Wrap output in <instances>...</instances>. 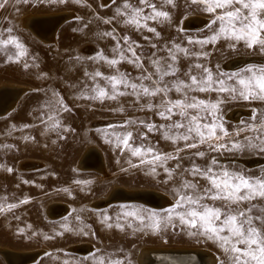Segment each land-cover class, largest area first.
<instances>
[{"label": "rangeland", "instance_id": "1", "mask_svg": "<svg viewBox=\"0 0 264 264\" xmlns=\"http://www.w3.org/2000/svg\"><path fill=\"white\" fill-rule=\"evenodd\" d=\"M125 2L140 7L145 15H152V9L141 5L139 0H64L63 3L60 0H0L3 5L0 7V84L12 82L27 87L16 106L0 116V246L39 252L37 259L28 264H98L101 259L104 264H140L137 253L142 246L149 245L204 248L215 252V264H227L226 255L212 240L199 234L190 235V230L176 219L173 220L175 228L161 225L159 231H154L148 216L152 212L163 216L165 210L174 206L177 198L174 190L182 177L193 179L184 171L193 163L206 167L216 157L230 170L258 176L264 170V162L250 166L238 161V157L259 158L264 154L213 152L207 144L177 152L178 148H184V141L173 143L164 138V133L169 124L181 118L173 115L171 120H165L158 115L163 109L145 107L149 103L159 105L161 96L151 100L144 97L137 102L136 97L125 95L101 102L91 99L98 95L92 89L99 85L108 90L110 86L104 77L112 75L124 74L130 83H140L137 78L142 74L156 73L157 65L153 61H159L161 67L171 64L173 71L178 69L176 76L164 77L168 84L190 83L185 73L191 70L193 75L200 76L202 69L195 67L198 64L210 69L215 79L217 73L234 74L251 65H264V53L247 48L242 41L236 43L222 36L214 42L200 43L219 32V23L212 24L213 15L192 0H172V3L148 0L156 10L167 12L168 18L141 21L147 26L139 29L125 22L128 19L123 8ZM118 7L122 15H116ZM57 11L75 15L59 26L56 41H43L22 23L24 14L60 13ZM195 15L208 20L207 23L198 27L186 25ZM124 37H129L127 44ZM8 40H15L22 47L3 43ZM233 43L235 47H229ZM129 45L139 55L142 67L120 60V52H114L115 48H124V55L132 59L126 51ZM177 45L186 52L178 50ZM101 55L106 60H100ZM173 55L176 60H172ZM246 56L247 62L234 68L227 66L229 59ZM111 59L120 63L110 67L107 60ZM95 71L103 76L93 80L91 74ZM154 78H158V73ZM120 90L131 91L122 86ZM190 95L213 102L225 99L218 115L230 134L245 123H253V109L264 112V103L231 101L226 93ZM180 96L173 89L164 98L175 100ZM61 104L69 111H64ZM234 110L240 114L229 116ZM148 125L155 127L149 131ZM129 131L133 134L130 141L133 147H151L155 153L177 159H168L163 167L159 162L140 163L139 157L117 144V136ZM245 135L253 134L245 132L234 138L242 139ZM90 147L103 154L105 173L80 166L79 160ZM198 151L205 156H195ZM118 186L151 188L168 195L172 202L161 208L131 200L96 204ZM252 203L255 204L253 214H259L264 201ZM52 205H58L60 211L48 214L46 211ZM129 212L145 219L142 222L127 215ZM84 243L89 245L87 251L76 249ZM0 264H8L1 254Z\"/></svg>", "mask_w": 264, "mask_h": 264}, {"label": "snow or ice", "instance_id": "2", "mask_svg": "<svg viewBox=\"0 0 264 264\" xmlns=\"http://www.w3.org/2000/svg\"><path fill=\"white\" fill-rule=\"evenodd\" d=\"M60 2L63 3L64 0ZM166 2L172 3V0H166ZM139 3L150 7L152 15L143 14L140 7H134L127 2L123 5L124 12L128 16L125 22L135 25L137 29L147 26L142 25L141 21L156 20L160 17L168 18L167 12L156 10V6L148 3V0H139ZM192 3L202 5L204 11L213 15L212 24L219 23V32L210 40L200 43L214 42L222 36L236 43L242 41L247 48L258 49L264 53V0H192ZM116 15H122L119 7ZM148 30L155 32L154 28ZM105 35H111V33H105ZM123 39L127 44L129 37ZM3 43H14L17 48L22 47L15 40ZM176 47L186 52L185 49H180L179 45ZM229 47L234 48L235 44H229ZM115 51L120 52V60H127L129 63L142 67L140 57L131 45L126 51L131 53L132 59L124 55V48H115ZM171 58L176 60L175 55ZM100 60H106V57L101 55ZM120 60L111 59L107 60V63L110 67H114L120 63ZM153 63L157 65L156 73L142 74L137 78L140 83H130L124 74L104 77L107 86L110 87L105 90L97 85L92 91L98 95L91 99H99L103 102L105 98L116 100L118 96L128 95L136 97L139 102L144 97L151 100L158 95L161 96L159 105L149 103L145 107L150 110L154 107L163 109L158 111V115L165 120H171L173 115L181 118L169 124L164 133V138L173 143L184 141V148H178L177 152L207 144L213 152L237 154L252 151L264 154V112L257 113V110L253 109L251 116L253 123H245L242 128L230 134L218 115L225 99H217L213 102L190 95L197 92H217L226 93L227 99L231 101L264 103V65H251L234 74L217 73L214 79L210 69L198 64L195 67L202 69L200 76L193 75L191 70L185 73L190 83L177 81L175 84H168L164 81V77L176 76L178 69L173 71L172 65L167 63L161 67L159 61H153ZM157 73L158 78H154ZM85 75L89 74L85 72ZM101 76L103 74L100 71L91 74L93 80ZM144 81H148L149 84H144ZM121 86L131 91H121ZM173 89L181 94L180 98L165 99L164 97ZM61 107L64 111H69L63 104ZM140 123L143 124L142 121ZM154 127L155 125H148V130L151 131ZM173 130H175L174 134H170ZM245 132L253 135H245L242 139L234 138L240 137L241 133ZM116 139L118 146L123 145L132 156L139 157L140 163L159 162L163 167L168 159H177L175 156L155 153L151 147H133L130 143L133 134L130 131L122 136L118 135ZM224 140L226 142L221 143ZM194 155L203 158L205 153L198 151ZM145 156H150L151 159L145 160ZM152 171L155 172V167ZM165 171L169 176L172 175L167 168ZM184 171L193 179L182 177L179 187L174 190L177 197L175 204L172 208L165 210V215L158 217L155 212L149 214L148 219L152 220L150 226L153 230L159 231L161 225L165 228L169 226L175 228L176 224L173 220L176 219L181 226L190 230V235L199 234L212 240L226 255L227 264H264V208L259 209V214L254 215L255 204L252 203L256 200L264 201V170L258 176H250L243 171L230 170L220 164L216 157H212L206 167L193 163L192 167ZM201 181L204 183L201 184ZM127 215L135 216L142 222L145 219L138 213L129 212ZM98 264H104V261L101 259Z\"/></svg>", "mask_w": 264, "mask_h": 264}, {"label": "bare ground", "instance_id": "3", "mask_svg": "<svg viewBox=\"0 0 264 264\" xmlns=\"http://www.w3.org/2000/svg\"><path fill=\"white\" fill-rule=\"evenodd\" d=\"M57 12H60V11H57ZM73 15H75V13H71V12H60V13H55V12L46 13L45 12V13H38V14L27 13L23 15L22 23L36 37L42 39L45 42L47 41L50 42V41H56V34H57V30L59 26L63 23V21H65V19H68L72 17ZM207 21L208 20L204 19L203 17L195 15V16H191L186 21V25H190L189 27L191 26L198 27V26H203L205 23H207ZM250 60L252 61V59ZM255 60H256V57H255ZM243 62H247V56L240 57V58L238 57L236 59H229L227 61V66L234 68L236 65L243 63ZM3 85H7L8 88H4L0 90V116L6 115L7 113H9L16 106L18 100L27 90V87H24L20 84H16L12 82L0 84V86H3ZM239 110L237 112H235L234 110V112H231L229 116L231 117L237 116V114L239 113ZM241 112H243L242 109H241ZM238 161H241L251 166L252 164H258V163L264 162V157H259V158L253 157L252 158L250 156V157L240 158L239 156ZM79 163L81 167L88 166L90 169L92 168L93 170H96L98 172H101V173L106 172V168L104 165V156L100 152V150L96 149L95 147H90L87 151H85L82 158L79 160ZM131 193L139 194L140 198H142L143 201L155 207H160V208L165 207V206H168L172 202L171 198H169L168 195L164 194L163 192H158L157 190H154L151 188H147V187L146 188L144 187L143 188L141 187L140 188H126L124 186H118L115 189H112V191L108 195H106L102 199L100 198L101 200L99 199V203L98 202L97 203L95 202V203L97 205L100 204L102 206V204L109 203L110 201L109 198L112 199L111 197L112 195L113 197H121V196H124V194H131ZM104 200L106 202H104ZM56 210L60 211L59 206L52 205L50 206V209L46 212L50 214L51 212L55 213ZM85 243L81 244L80 246H77V249H80V250L84 249L85 251H87L86 249L88 248L89 245ZM4 249H8V247L6 246L4 247L3 245L0 246V252H2ZM137 254H138V261L140 264H215L217 260V256L215 252L211 250L204 249V248H197V247H185V246L184 247H181V246L180 247L150 246V245L142 246L139 250V253ZM21 258L22 259L24 258L23 255L10 256V262L11 264L18 263V261Z\"/></svg>", "mask_w": 264, "mask_h": 264}, {"label": "water", "instance_id": "4", "mask_svg": "<svg viewBox=\"0 0 264 264\" xmlns=\"http://www.w3.org/2000/svg\"><path fill=\"white\" fill-rule=\"evenodd\" d=\"M4 88H8V86L7 85L0 86V90H2ZM83 168H89V167L88 166H84ZM111 197H112V199L109 198V200H110L109 202L119 201V200H131V201H140V202H143V203H147V202L143 201L142 198H140V195L139 194H136V193L135 194H133V193H131V194H124V196H121V197H113V195H112ZM0 253L4 257V259L6 260V262L8 264H11V262H10V256L23 255L24 258L23 259L21 258L18 261V263H15V264H28V263H30L32 261H35L37 259L38 255H39V252H22V251L20 252V251H15V250H12V249H4Z\"/></svg>", "mask_w": 264, "mask_h": 264}]
</instances>
